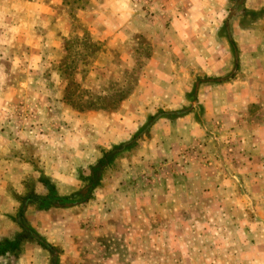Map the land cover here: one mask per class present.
<instances>
[{"label":"rangeland","instance_id":"374dc122","mask_svg":"<svg viewBox=\"0 0 264 264\" xmlns=\"http://www.w3.org/2000/svg\"><path fill=\"white\" fill-rule=\"evenodd\" d=\"M237 1L0 0V240L22 232L15 221L21 196L46 193L40 176L53 178L62 195L83 190L79 174L89 173L101 151L129 141L149 115L160 112L136 137V146L122 151L105 170L90 200L44 210L24 202L25 225L53 246L52 255L25 238L19 250L0 257V264H51L54 259L55 264H110L106 258L113 254L120 264H147L148 246L127 243L129 230L126 235L98 233L103 213L97 205L105 196L107 218L118 202L111 198L114 188L121 187L126 196L153 191L160 199L164 189H181L183 203L191 202V191L212 189L218 205L242 203L240 181L229 177L241 172V151L230 150L234 139L214 110L223 108V79L239 76V68L230 75L235 64L225 22L239 47L236 31L260 24L264 7L250 11L242 0L230 16ZM205 76L210 79L198 85L193 98L195 79ZM212 93L218 103L210 101ZM188 108L181 116H166ZM165 141L171 147L166 149ZM21 170L25 175L18 182ZM213 175L218 179H207ZM16 185L22 187L19 194ZM204 199L201 203H207ZM127 200L123 203L131 204ZM256 216L199 210L201 227L188 228L185 237L208 240L213 221L218 240L222 235L234 242L249 235ZM196 246H186L185 264H198L190 255ZM209 248L224 253L219 258L225 263L230 259L225 251L242 245Z\"/></svg>","mask_w":264,"mask_h":264},{"label":"crops","instance_id":"0c3cea01","mask_svg":"<svg viewBox=\"0 0 264 264\" xmlns=\"http://www.w3.org/2000/svg\"><path fill=\"white\" fill-rule=\"evenodd\" d=\"M244 7L250 11L258 10L264 7V0H245ZM259 19H262L260 24L257 23L256 26L253 24L245 29L239 28L236 31V36L241 41V45L237 46L239 50L237 53L239 55H237L238 63H240L239 66L237 65L239 76L236 80H231L230 77L223 79L225 84L220 86V88L225 89L223 108L216 107L214 110V115L223 120L226 132L234 139L232 142L235 147H230V150L241 151L239 156L242 161L241 172L235 176L229 175L231 178L229 179L235 178V180L240 181L242 195H240L239 202L242 203L228 202L224 206L218 205L216 203V190L212 189L203 192L191 191V202L183 203L184 192L181 189H176V191L164 189L163 198L160 199L159 193L153 191L146 194L129 192L126 196L120 187L114 188L111 194V198H118L115 200L118 202L110 206V214L107 218L105 215L107 210V206L104 204L105 196L97 205V211H100V214L103 213V221L101 222L103 225L98 227V233L113 232L118 235H126L125 231L129 230L128 237H124L127 243L148 246L145 257L147 264H158V262L160 264H185L188 260L186 246L189 245V242L197 245L196 251L190 255L193 256L192 260H196L198 264H201L202 261H207V264H264V17ZM230 38H232L231 34ZM232 39L234 40V38ZM235 43L237 45L236 41ZM227 57L226 53L224 62L227 61ZM212 95L213 93L210 95V101L218 103L219 100ZM197 96L198 93H196V98ZM165 143L166 149L171 147L170 142L165 141ZM152 145H155V142L149 143V149L153 148ZM140 154H144L143 150L140 151ZM139 159L145 164L148 162L146 157L139 156ZM185 161L179 162L180 166L184 167ZM151 163L154 164L152 161ZM169 164L165 165L169 166ZM24 175L25 173L21 170L17 173L18 179L16 181L21 182ZM200 177L202 176H198L194 180H200ZM207 179L217 180L218 177L213 175ZM50 180L53 182V178ZM54 184L56 185V183ZM19 186L16 185L15 187L18 194L21 193L22 188ZM81 191L85 192L84 189ZM225 193L228 194L229 190H226ZM231 193L228 197L236 202V195H231ZM170 195H172L171 198ZM4 197L9 206L8 196L4 194ZM201 197H207V203H201L202 200H205ZM127 199H131V204L129 202L128 204L123 203L128 201ZM141 199H145V202ZM248 199L251 201L249 202ZM90 207L87 206V208ZM199 210L204 214L240 210V213L256 214L257 222L251 223L252 227L247 228L249 231L247 237L241 236L240 240L234 239V242H229V238L222 235L218 240L216 236L217 227L213 221L209 222L207 226L210 234L212 233L208 240L202 237L197 238L194 235L191 240H188L185 237V230L197 228V226L198 228L201 227V220L197 218ZM123 212L127 213V218ZM161 213L168 215L166 218L165 216L159 217ZM186 213L195 215H190L187 219ZM109 217H112L113 221L108 222ZM157 217L158 220H155ZM249 217L251 219L250 215ZM51 242L54 240L51 239ZM218 243L224 246L242 245V249H232L228 253L225 251L230 259L222 263L219 257L224 253L218 255L215 248H209V246H216ZM202 245L207 247L201 248ZM117 259L120 258L116 254H113L111 258H106V260H112V262H108L110 264L122 263V261L118 262Z\"/></svg>","mask_w":264,"mask_h":264},{"label":"trees","instance_id":"16d2710c","mask_svg":"<svg viewBox=\"0 0 264 264\" xmlns=\"http://www.w3.org/2000/svg\"><path fill=\"white\" fill-rule=\"evenodd\" d=\"M249 13L250 15H253L257 12ZM223 28L225 31L224 24ZM225 38L227 39L232 54L234 55L235 52H238L235 41L232 38H228L227 35H225ZM209 79L210 77L206 76L203 78H196L195 83L193 84V87L191 89L190 96H192L193 98L196 97L198 85L202 82H207ZM185 112H188V109L170 112L167 113L166 116L168 118H173L181 116ZM159 113H156L155 115H149L147 117L146 125L141 127V129L137 131V133L133 135L129 141L115 144L110 149L101 151V156L95 161L94 164L89 166V173L86 176L79 174L80 180L84 182L85 192L79 191L68 195H62L57 191L56 185L48 177L43 175L40 176L38 178V181L45 187L46 193L44 195H37L32 192H26L23 196H21V199L23 200L18 208L15 221L21 227L22 232L13 239L3 238L0 240V257L6 255L7 253H13L19 250L21 243L25 238L33 239L37 244H39L43 249H45L52 255L54 252L53 246L25 225L24 202L25 204L26 202L35 204L37 208L44 210L50 207H72L90 200L93 196L94 189L100 185L105 170L114 163L115 158L119 156L122 151L129 150L132 147L136 146V137L139 136L140 132H142ZM51 264H55V262L52 260Z\"/></svg>","mask_w":264,"mask_h":264},{"label":"water","instance_id":"95a60500","mask_svg":"<svg viewBox=\"0 0 264 264\" xmlns=\"http://www.w3.org/2000/svg\"><path fill=\"white\" fill-rule=\"evenodd\" d=\"M241 2H242V0H238L237 1V3H236V5L230 10V16L232 15V14H234V11L236 10V8L238 7V5H240L241 4ZM226 23V29H227V36H228V38H230V33H229V30H228V21H226L225 22ZM234 68L232 69V72L230 73V75H233L235 72H236V70H237V64H238V56H237V53L235 52V54H234ZM159 117V115L158 116H156L154 119H156V118H158ZM152 124V122L150 123V124H148L147 125V127H146V129L150 126ZM54 262H55V259H54Z\"/></svg>","mask_w":264,"mask_h":264}]
</instances>
